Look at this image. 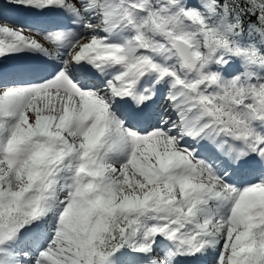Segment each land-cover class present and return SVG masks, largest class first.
I'll return each mask as SVG.
<instances>
[{
    "label": "snow or ice",
    "instance_id": "6c2138e0",
    "mask_svg": "<svg viewBox=\"0 0 264 264\" xmlns=\"http://www.w3.org/2000/svg\"><path fill=\"white\" fill-rule=\"evenodd\" d=\"M0 264H264V0H0Z\"/></svg>",
    "mask_w": 264,
    "mask_h": 264
}]
</instances>
